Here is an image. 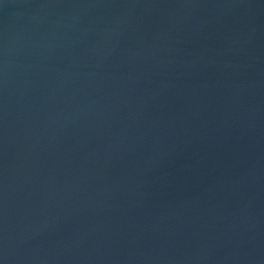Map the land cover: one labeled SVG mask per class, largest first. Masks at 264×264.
<instances>
[{
    "label": "water",
    "instance_id": "water-1",
    "mask_svg": "<svg viewBox=\"0 0 264 264\" xmlns=\"http://www.w3.org/2000/svg\"><path fill=\"white\" fill-rule=\"evenodd\" d=\"M0 264H264V0H0Z\"/></svg>",
    "mask_w": 264,
    "mask_h": 264
}]
</instances>
